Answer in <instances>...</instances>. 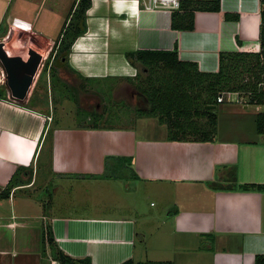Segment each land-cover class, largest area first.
I'll return each mask as SVG.
<instances>
[{"label":"crops","instance_id":"1","mask_svg":"<svg viewBox=\"0 0 264 264\" xmlns=\"http://www.w3.org/2000/svg\"><path fill=\"white\" fill-rule=\"evenodd\" d=\"M44 1L0 0V44L10 59L29 65L31 53L41 56L36 38L49 44L58 39L51 32L56 11L41 22ZM191 1L199 9L190 10L194 27L187 30L173 28V13L144 11L136 0H91L86 33L73 43L58 77L79 80L82 93L105 103L106 96L113 97V88L124 85L139 110L141 76L147 73L142 75V67L128 54L168 52L177 46L179 61L196 64L203 73H217L221 54L261 52V0H218V11L206 7L216 0ZM11 41L26 47L28 56L15 55L9 49ZM46 57L22 102L10 95L0 66V79L4 78L0 88L7 95L0 97V264H60L50 255L49 231L62 251L92 264L256 263L264 254V192L237 189L264 185V135L256 132L255 115L253 130L234 138L229 134L235 126L231 124L229 133L222 123L224 116L240 115L219 113L220 106H215L222 136L212 142L170 141L166 126L147 137L130 128L147 117L108 125L103 115L94 128L88 110L77 114L76 127L67 126L70 114L63 123L54 121L56 91L51 61L43 71ZM121 158L132 159V169L124 161L133 171L127 180L136 181V189L142 187L146 198L161 201L157 214L144 213L135 202H118L114 208L118 213L108 217L61 214L60 210L79 205L70 196L79 184L119 180L107 176L124 164ZM14 176L10 196L1 197ZM214 182L237 188L215 190ZM60 194L63 201L58 200Z\"/></svg>","mask_w":264,"mask_h":264},{"label":"trees","instance_id":"2","mask_svg":"<svg viewBox=\"0 0 264 264\" xmlns=\"http://www.w3.org/2000/svg\"><path fill=\"white\" fill-rule=\"evenodd\" d=\"M91 4V0H80L78 4L72 7L62 32L49 52L43 69L44 72L47 71L51 61L52 86L53 89L59 90L58 93L62 97L66 96L68 89H66V83L58 77V72H55L53 65L59 59L61 65L64 66L73 43L78 37L86 33V14ZM206 7L218 11V0L216 3L207 4ZM197 9L199 6L196 5L195 1L185 0L182 3V10L173 13V28L192 30L194 27V13L192 11ZM260 46L261 52L259 54H221L220 68L217 73H203L199 71L196 64L179 61L177 46L173 51L168 52L147 51L128 54L130 61L134 65L141 66V72L147 73L146 78L141 82L143 107L137 110L138 117H155L162 124H167L170 141H215L218 135L219 114L217 110L207 108L219 106L218 98L221 93H251L249 105H264V16ZM59 85L64 87L58 88ZM0 97L5 99L7 97L4 87L3 89L0 88ZM70 99L73 100L72 97ZM112 114L114 116L115 113L109 112L108 117ZM89 115L94 120L93 127L95 128L98 126L99 118L104 114L95 111ZM254 122L257 134L264 135V112L255 115ZM124 161H128L129 166H131L132 159L121 158V162L124 163ZM233 178L234 183H238L235 169ZM13 185H15V176L1 197H9L11 189L15 187ZM211 186L215 190L237 188L218 182H214ZM237 189L264 192V185H243ZM47 239L50 255L60 264H92L88 259H74L62 251L51 231L48 232ZM123 264L170 263H134L128 261ZM255 264H264V254L256 257Z\"/></svg>","mask_w":264,"mask_h":264},{"label":"rangeland","instance_id":"3","mask_svg":"<svg viewBox=\"0 0 264 264\" xmlns=\"http://www.w3.org/2000/svg\"><path fill=\"white\" fill-rule=\"evenodd\" d=\"M79 1L80 0H45L42 3V7L39 12V14H41V22L45 20L49 12H52L54 10L56 11L55 21L52 22L53 23L52 28L55 27L54 30L51 31L53 33L52 37H58L60 35L69 16L68 14L70 8L73 7L75 4H78ZM35 41L38 42L36 51H38L42 57L44 58L45 56L48 57V53L53 48L55 42L53 41L51 42V44H49L46 43V41L42 38L40 39L36 38ZM9 43H10L9 49L11 48V50L15 55H23L25 57L28 56V52H26L27 48L20 46L19 42L11 41ZM25 45H27V43ZM252 64L254 65V63ZM53 67L55 69V72L61 73V69L63 68V65H61V62L58 59V61L54 63ZM141 73L143 75V72ZM141 77H142L141 80H144L146 78L145 76H141ZM44 81H46V84L48 85L49 82L48 79ZM64 82L66 83L65 84L66 89H68V93L66 94V96H68L69 98L66 96L62 97L58 93L59 90L57 91L56 89H55L56 93L53 94L54 99H56L55 107L53 110V114H55L54 121L56 119L58 123H63V121H66L68 119V114H70L72 115V118H70L69 122L66 124L67 126L76 127V118L78 117L77 114H79L80 110H88L89 112L96 111L101 114L104 112L106 105L109 106L107 107V109L109 108L113 113H115L114 116L112 114L110 117H108L109 109L108 111L107 109L105 110L104 122H107L108 125H120L121 121L123 122L122 124H125L127 122L129 124L132 118L138 117L136 108L139 106H137V101L134 98V96H132V93H130L129 90H127L124 85L117 86L112 89L113 97L109 95L110 93H107V95L109 96H106L107 103H105L101 97L94 95H85L84 93H82L81 92L82 90L80 89V85H79L80 83L79 80L77 81L75 78L71 77L70 79L68 78ZM135 85L136 82L132 87L133 90L135 89ZM42 87H44L43 83L41 87L39 86V88L42 89ZM61 87L64 86H60V85L58 86V88ZM41 94L42 96L44 95L43 93ZM70 97H72L73 100H71ZM219 106H220L218 110L219 113H221V111L223 110V111H228L227 112L228 114L237 113L240 115V117H237L236 115H231L228 117L224 116L225 123H222V126L224 128L226 127V131L229 133L230 131H232L231 124H233V127L235 126L236 128L234 129L235 133L233 131V133L229 134L232 135V137L234 138L238 137L237 134L239 132H245V133L251 132L254 126L253 123L251 122L252 119L251 115H257L260 112H264V106L261 107L248 106V108L245 109L239 104L230 103V102L219 104ZM240 113L249 114V116L242 117L244 115H241ZM221 116L222 115H220V117ZM107 117L108 119H105ZM139 122L141 123H139L136 127H130V128L132 129L135 128L134 130L138 131L140 135L146 137L151 136L153 132L155 133L160 132L162 130V126L167 127V124H162L155 117H147V119L140 120ZM165 129L168 130V128ZM221 136L222 134L220 133L217 135V137L219 138ZM129 167L132 169L131 166ZM112 175L119 180L103 181L102 183L101 182L94 183L91 181H87L85 182L86 185L83 187H81V185L79 184V186L75 189V191H73L70 194V196L72 197L71 202L77 201L79 205L75 206L76 208L72 207L69 210H65V209L60 210L61 214L72 211L75 212L78 216L108 217L110 215H115L116 213H118V211L114 209L118 202H124V204L125 203L134 204L135 202V204L139 206L141 210H145L144 213L148 215L157 214V211L159 210V207L161 205V201L158 200L155 196L146 198L143 195L144 192L142 191L143 190L142 187H137L138 189H136L135 187L137 185L136 181L127 180L128 176L132 178L133 171L129 170L128 166H126L125 163L119 165L118 167H114V172L109 174L108 178L112 179L113 177ZM58 200L63 201L64 194H60ZM83 202H89V204L86 205ZM151 205L153 206V208H151ZM160 219L161 217L159 216L157 220Z\"/></svg>","mask_w":264,"mask_h":264},{"label":"water","instance_id":"4","mask_svg":"<svg viewBox=\"0 0 264 264\" xmlns=\"http://www.w3.org/2000/svg\"><path fill=\"white\" fill-rule=\"evenodd\" d=\"M4 44H0V66L5 74V85L10 95L17 101H25L33 86L35 75L41 64L42 57L31 53V62L24 64L20 59H10L3 51ZM215 106L207 109H215Z\"/></svg>","mask_w":264,"mask_h":264},{"label":"built area","instance_id":"5","mask_svg":"<svg viewBox=\"0 0 264 264\" xmlns=\"http://www.w3.org/2000/svg\"><path fill=\"white\" fill-rule=\"evenodd\" d=\"M185 0H136L137 5L144 11H166L170 13L179 12L182 10V3ZM262 5V17L264 16V0H261ZM4 79V78H3ZM0 79V80H3ZM251 93L243 92H223L218 98V103H235L242 107L253 106L249 105V96ZM264 106V105H262ZM261 107V106H260Z\"/></svg>","mask_w":264,"mask_h":264}]
</instances>
